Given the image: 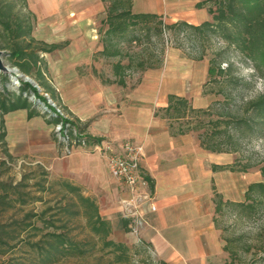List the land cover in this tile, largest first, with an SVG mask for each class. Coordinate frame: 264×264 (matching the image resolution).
<instances>
[{
  "label": "crops",
  "instance_id": "obj_1",
  "mask_svg": "<svg viewBox=\"0 0 264 264\" xmlns=\"http://www.w3.org/2000/svg\"><path fill=\"white\" fill-rule=\"evenodd\" d=\"M27 4L34 17L33 36L62 45L44 55L60 101L81 126L89 124V138L103 141L99 150L94 148L96 143L88 142L69 154L61 153L45 118L30 119L28 111L21 109L7 115V128L12 121L16 131L11 141L8 129L10 150L44 165L53 178L80 186L97 202L113 232L127 223L131 239L138 240L134 244H148L160 261H213L224 247L214 221V193L225 194L219 185L222 179L228 175L233 179L238 173L216 171L213 166L231 164L217 159L229 154L208 152L198 141L191 142L189 135H172L167 120L155 115L167 106L170 94L180 95L177 91H170L160 102L155 82L144 79L132 87L127 81L123 87L104 82L115 77L96 75L97 54L103 49L99 33L105 18L102 0H27ZM127 140L144 147L142 165L154 185L150 190L155 210L147 201L128 213L123 202L133 194L109 172L108 148Z\"/></svg>",
  "mask_w": 264,
  "mask_h": 264
},
{
  "label": "trees",
  "instance_id": "obj_2",
  "mask_svg": "<svg viewBox=\"0 0 264 264\" xmlns=\"http://www.w3.org/2000/svg\"><path fill=\"white\" fill-rule=\"evenodd\" d=\"M135 1L102 0L105 5V18L101 22L99 33L103 49L97 56L118 58V61L113 64L114 80L106 79L104 82L126 87L128 78L132 74L161 68L168 47L182 49L189 44L190 58L201 61L207 54V44L217 37L223 38L228 45H234L254 63L256 71L264 75V0H197L196 9L207 8V12L213 18V21L205 20L200 24H192L185 20L167 23L161 14L134 12ZM26 10L27 12H24ZM33 18L27 0H0V50L6 52L4 58L15 66L12 68H17L24 76L33 78L32 80L40 87L39 90L31 82L20 78L17 82L18 88L12 90L8 85L14 82L10 74L0 72V83H2L0 147L10 162L14 160V156L9 150L7 141L6 116L9 113L26 109L30 119L36 116L46 118L31 100V96L34 95L36 100L44 103L54 114L51 118H46L48 124H57L63 120L56 108L51 106L47 97L41 93L42 89L43 93L51 96V99L60 102L58 93L47 76V62L44 55L60 49L62 45L36 39L32 34ZM218 63L217 66L215 59L210 61L211 77L216 76L217 79L227 77L226 81L229 83L241 80L237 76H231L233 64L227 68H221L220 62ZM215 106L216 103L207 109H196L187 98L170 94L167 106L157 110L155 115L169 122L170 131L174 136L197 132L201 147L208 152L217 154L242 152L244 137L241 131L253 132L260 125L264 127V94L246 103L244 115L233 111L215 110L214 113L218 118L210 119L206 124V117L215 115L213 114ZM64 109L70 115L68 109ZM197 116L198 123L195 122ZM182 120L186 122L180 124L178 130H175L173 123ZM70 123L76 125L78 121L73 119ZM88 126L89 124L81 126L78 123L77 127L81 133H86ZM90 141L100 144L103 139L89 138L87 142ZM58 146L63 153L64 146ZM1 163L5 164L6 160ZM253 166L247 164L243 168L236 169V165H223L213 166V169L247 172ZM260 171L264 177V166H261ZM56 185L61 186L65 191L64 198L68 199L71 196L68 207L78 206L76 210H73V215L84 216L94 234L99 236L107 247L122 251V254L129 251L124 244L109 239L113 231L111 223L101 216L97 202L87 197L80 186L66 180L58 181ZM22 186L24 182L17 185L0 182V208L5 206L16 208L17 204L26 205L28 202L20 189ZM153 186L150 180L152 189ZM256 194L264 197V181L249 185L244 202L224 201L222 195L215 191L216 214L224 207L243 209L247 213H252L257 205L262 203L260 199L249 202ZM62 210L70 211L67 207ZM214 221L216 225V217ZM39 222H44L42 214L33 210L24 216L13 217L11 220L0 219V263L12 248L28 249L18 258L17 264H26L27 261L31 264H44L46 261H54L53 258L63 259L85 253H82L81 244L70 238L66 232H51L50 236L53 239L46 244L41 235L43 229L37 224ZM124 228L129 231L127 223L124 224ZM223 251L232 254L228 244L223 247ZM158 264L168 263L159 261Z\"/></svg>",
  "mask_w": 264,
  "mask_h": 264
},
{
  "label": "rangeland",
  "instance_id": "obj_3",
  "mask_svg": "<svg viewBox=\"0 0 264 264\" xmlns=\"http://www.w3.org/2000/svg\"><path fill=\"white\" fill-rule=\"evenodd\" d=\"M196 3L197 0H138L133 11L158 12L163 15V20L167 23L185 20L192 24H200L205 20L213 21L212 16L207 12V8L198 10L195 7ZM207 46V54L201 61L190 58L189 44L183 46L182 49L168 47L161 68L145 74H132L128 78L130 86L133 87L144 79L149 80L151 84H153L152 82L156 83L160 102L166 100L170 91H177L178 94L187 98L196 109H207L216 103L213 114H215V110H225L226 112L233 111L244 115L243 110L246 108V103L264 94V75L258 73L254 63L238 51L234 45H228L223 38H214ZM99 58H96L98 66V70H95L96 75L103 79L114 77L113 64L118 61V58ZM212 59H215L217 66L220 62L221 68H227L233 64L231 76H237L241 80L229 83L226 81L228 80L227 77L225 79L220 77L217 79L216 76L211 77L210 61ZM4 62L15 67L6 58H4ZM19 72L21 73L20 70ZM47 76L50 78L49 74ZM8 85L12 90L18 88L17 82ZM1 87L2 83H0ZM41 93L44 96L47 94L43 93L42 89ZM50 97L48 95L47 99ZM31 100L35 102L38 110L47 119L54 115L44 103L36 100L34 95L31 96ZM54 102L66 108L61 101L56 100ZM154 104L155 102L152 103L151 107ZM145 105L147 104L145 103ZM215 115L206 117V124L210 119H217L218 116ZM249 116L251 115L249 114ZM69 117L73 118L71 115ZM185 122L186 120L174 122L175 130H178L180 124ZM195 122H199L198 116ZM167 123L169 124L168 121ZM11 124L12 121L7 130L9 129V136L12 141L14 136L16 137V131L13 130ZM49 125L52 128V138L56 142L54 137L55 124ZM77 126L78 123L76 128ZM257 128L253 132L241 131V135L244 137L242 152L217 157L223 163L236 165V169L243 168L247 164L254 165L247 172L236 173L233 179L229 178V175L222 179V183L219 185L220 189L225 192V194H221L224 201L244 202L246 201L247 186L249 187L253 182L264 181L260 171L261 166H264V127L260 125ZM187 135L190 136L191 142H199L197 132ZM9 136H7V141ZM88 145H93L92 141ZM10 152L14 156V160L11 162L4 156L0 147V182H8V184L13 185L24 182V186L20 189L24 192V198L28 203L22 206L17 204L16 208L1 207L0 219L11 220L13 217L24 216L32 210L41 213L44 222L37 224L43 229L41 235H43L46 244L53 239L50 236L51 232H66L70 238L81 244L82 253L85 252V255L81 254L80 256H69L63 259L53 258L54 261H46L44 264H158L160 260L154 249L142 242L134 244L138 240H132L130 237L132 234L125 228L112 231L109 239L124 244L129 251L122 254V251L107 247L104 241L94 234L84 216L73 215V210H76L78 206L71 205L68 207L71 196L68 199L64 198L63 192L65 191L61 186L56 185L58 181H63L62 179L53 178L50 171L44 165L35 163L33 158L28 159L27 156L17 155L11 150ZM3 160H6L5 164L1 163ZM216 192L218 193V191ZM258 199L262 200V203H259L252 213H247L243 209L224 207L222 211L216 214V226L220 234L219 240L222 245H229L232 254L223 251L219 256L212 257L213 261L198 264H264V197L256 194L249 202ZM65 207L69 208L70 211L64 212L62 209ZM26 251H28L27 248L23 250L12 248L2 258L0 264H17L18 258ZM26 264H31V262L27 261Z\"/></svg>",
  "mask_w": 264,
  "mask_h": 264
},
{
  "label": "built area",
  "instance_id": "obj_4",
  "mask_svg": "<svg viewBox=\"0 0 264 264\" xmlns=\"http://www.w3.org/2000/svg\"><path fill=\"white\" fill-rule=\"evenodd\" d=\"M48 97V94H45ZM48 103L56 108L57 113L63 120L73 121V118L64 108L48 98ZM60 121L54 126V137L58 145H62L63 153L69 154L74 148L84 147L88 144V135L81 133L70 122ZM102 143L96 144L95 149L99 150ZM108 168L110 174L133 194V198L123 205L128 213L133 214V209L139 207L144 202H149L151 209L155 210V204L150 190V179L148 178L142 162L145 156L144 147L133 140H127L117 146L109 147Z\"/></svg>",
  "mask_w": 264,
  "mask_h": 264
},
{
  "label": "water",
  "instance_id": "obj_5",
  "mask_svg": "<svg viewBox=\"0 0 264 264\" xmlns=\"http://www.w3.org/2000/svg\"><path fill=\"white\" fill-rule=\"evenodd\" d=\"M4 56H5V52L0 50V72L3 71L10 74L14 82H18L20 78H23L25 81L34 84V86L40 90V87L30 77L24 76L22 73L19 72L17 68H12L9 65L5 64Z\"/></svg>",
  "mask_w": 264,
  "mask_h": 264
}]
</instances>
